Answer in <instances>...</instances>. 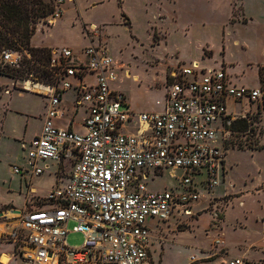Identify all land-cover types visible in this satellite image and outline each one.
<instances>
[{
    "label": "built area",
    "instance_id": "1",
    "mask_svg": "<svg viewBox=\"0 0 264 264\" xmlns=\"http://www.w3.org/2000/svg\"><path fill=\"white\" fill-rule=\"evenodd\" d=\"M52 1L54 18H61L72 0ZM22 61L19 51L1 56L2 66ZM50 68L56 83L36 85L48 99L42 131L29 144L26 165L14 171L29 182L48 161L72 162V171L46 196L30 191L29 203L42 206L12 210L0 240L15 245L21 264H153L149 222L176 218L184 225L198 215L201 191L210 194L225 173V150L214 142L221 134L224 145V134L244 118L236 108L263 102L262 89L237 86L225 69L181 65L170 73L163 109L139 113L112 88L117 65L107 49L91 42L79 52L55 48ZM71 90L77 94L73 110L86 108L83 133L54 123L67 117L63 97ZM165 170L172 176L183 171L182 190L149 188ZM71 233L83 236L80 248L68 245ZM229 264L249 263L233 258Z\"/></svg>",
    "mask_w": 264,
    "mask_h": 264
},
{
    "label": "rangeland",
    "instance_id": "2",
    "mask_svg": "<svg viewBox=\"0 0 264 264\" xmlns=\"http://www.w3.org/2000/svg\"><path fill=\"white\" fill-rule=\"evenodd\" d=\"M62 16L58 19L51 15L36 24L31 47L49 51L69 47L79 52L91 42L107 49L117 65L118 80L112 88L125 94L131 107L139 113L160 111L162 106L157 103L165 97L170 73L177 66L195 62L202 69H225L237 86L262 89V103L253 102L242 110L236 108L241 112L239 117L244 115V118L235 122L246 120L248 130L230 128L224 134V145L221 134L214 142L225 150V173L210 194L201 189V199L194 205L198 215L190 224L176 226V218L168 223L171 227L161 224L164 229L155 239L172 242L174 232H181L176 241L165 244L160 264H183L191 254L188 250L195 252L204 248L211 229H221L223 236L219 235L214 244L225 248L227 243L230 251L241 249L244 241L255 242L261 237L264 233V149H257L264 147V0H72L64 4ZM18 51L24 66L7 65L19 70L16 77L7 76L13 73L9 70L5 72L7 75H0V115L5 128L0 141V224L3 225L6 223L3 213L10 218L9 213L21 208L26 197L29 201L30 184L14 171L26 163L25 152L15 140L29 142L40 132L41 115L46 112L45 94L38 93L36 85L51 84L47 76V54L31 56L25 48ZM8 93L13 96L12 102ZM6 108L34 117L27 131L26 119L9 112L6 115ZM72 166V162L62 160L57 174L60 183L66 182ZM55 168L53 164L42 177L34 180L33 187L49 191L57 180L53 176ZM182 177V170H177L175 176L165 170L154 181L151 179L148 186L153 191L182 190ZM27 205V209L42 206L35 200ZM72 227L73 224L70 231ZM83 241V236L76 233L67 238L72 248H80ZM158 244L153 247L157 264ZM197 264L210 263L199 261Z\"/></svg>",
    "mask_w": 264,
    "mask_h": 264
},
{
    "label": "crops",
    "instance_id": "3",
    "mask_svg": "<svg viewBox=\"0 0 264 264\" xmlns=\"http://www.w3.org/2000/svg\"><path fill=\"white\" fill-rule=\"evenodd\" d=\"M68 2H71V1H68ZM63 11H64V7H63ZM63 15H64V12H63ZM32 45L35 46L36 44L32 43ZM35 47H38V45L35 46ZM88 80L93 82L94 78L90 77V78H88ZM135 80H137V77L135 78ZM8 94L10 95V93H8ZM12 100H13V96L10 97V102H12ZM44 100H45V107L44 108L46 109V112H45V114L41 115V118L43 120L42 127H43L45 116H46V113H47L48 99L46 98V96H44ZM76 100H77V94H76L75 91L71 90V91H68V92H66L64 94L63 105H64L65 109L68 110V115H67V117L65 119L55 120L54 123L58 127L70 128L73 131H76V132H79V133H83L85 131L84 127H83V122H84V119L86 117V108L85 107H79V108L76 109V111H74L73 110L74 109L73 106H74V103H75ZM163 103H164V99H163L162 102L159 101L157 103V105L158 106H162V109H163ZM9 108H11V107L9 106ZM9 108H6V115L9 112V113L15 114L16 116H19V118L26 119V122H27L26 131H27L28 130V126H29L28 123H30L31 118H34V117L31 114L27 113V112L20 111V110H13V109H9ZM132 109L134 111H136L134 108H132ZM136 112H138V111H136ZM151 112H157V111H151ZM0 113H1V108H0ZM0 117H1V115H0ZM71 120H73V122ZM42 127L40 129V132L35 134L33 136V138L38 136L41 133ZM4 131H5V128L3 127V119L1 117L0 141H1L2 137H3V135H4ZM31 140L29 142L27 140H25V139H22V140H19V141L17 139L15 140L16 142H20V146H21L22 150L25 152V162H26V152H27V150L29 148V144H30ZM0 144H1V142H0ZM53 164L56 165V168H55L54 174H53V176H55V178L57 179L56 183L54 184V186H56L58 184H61L60 181H59V178L57 177V174H58L59 168H60V164L50 161V162H46L44 165L41 164V166L43 168H45V171H49L50 168L53 166ZM24 165H26V163ZM44 174H45V172L39 177H42ZM21 177H22V181H24L25 183L28 182V184H32L31 188L29 186V190L28 191H31L34 195L46 196L54 188V186H53L49 191H39L38 188L33 187L34 180H36L39 177L34 178L32 180V182H29V178H28L27 174H25V175H23ZM39 192H41L43 194H41ZM27 193L29 195V192H27ZM11 203H7V204H11ZM27 203H29V201H28V199L26 197L25 198V202L22 205V207L21 208H15V210H17V211L26 210L27 207H28ZM12 205L15 206L14 202H13ZM15 207H17V206H15ZM1 215L2 214H0V216ZM3 215H5V218L8 216L6 213H3ZM262 222L264 223V220ZM149 224H150V227L152 228V233H153V238H154V240L152 242V245H151V248H150L151 260H152L153 264H157L155 259H154V256H153V247L155 246V244L157 242H159L158 246H159V256H160V258H159L158 264H160L162 262V260H163L162 256L164 254V246H165V244L170 243L171 241L170 242H168V241L166 242L165 241V243H162L160 241H156L157 239H155V235L158 232H160L161 230H163L164 228H161V226H160L161 224H160L159 225V227L161 228L160 229L158 227V224L155 221H150ZM168 225L169 226H167V228L171 227L170 224H168ZM174 225L178 226V224H174ZM204 227H206V225H204ZM4 231H5V224L3 225V223H1L0 224V237L3 234ZM184 232H186V231H184ZM179 234H181V232H178V233L174 232V234L172 236L173 238L171 240L176 241L178 239V237H179ZM219 235L223 236V233H222L221 229H211L207 233V238L208 239H207V243L205 244L204 248L203 249H196V251H197L196 254L197 255H201V257H199L196 254H194L196 251L192 252V251L188 250L189 253H191V254L187 255V259H186L187 261H185L183 264H197L199 261H201V262H209L210 264H226L225 263L226 259L228 260L227 264H229L230 260H232L233 258H242V259L246 260L249 264H264V233L255 242L244 241L243 244L240 245L241 249L231 250V251L229 250L230 247L228 246L227 243H225V248L224 247L222 248V246L217 247L214 244L216 238L219 237ZM178 244H184V243H178ZM181 246H183V248L186 250V247L184 245H181ZM230 254H231V256H230ZM192 258H196L198 261L196 263H193L192 262ZM198 258H200V259H198ZM0 264H21L20 258H19L18 254H17L16 247H15V245L13 243H7V242H4V241L0 240Z\"/></svg>",
    "mask_w": 264,
    "mask_h": 264
},
{
    "label": "trees",
    "instance_id": "4",
    "mask_svg": "<svg viewBox=\"0 0 264 264\" xmlns=\"http://www.w3.org/2000/svg\"><path fill=\"white\" fill-rule=\"evenodd\" d=\"M54 14L53 1L46 0H0V75H7L6 70L12 71L7 76L16 77L19 71L10 66H2L1 56L5 51H18L25 48L31 56L46 53L51 84L56 83V77L50 68L51 51L31 47V39L36 31V24ZM25 63V62H24ZM22 62L21 65L24 66ZM12 74V75H11ZM237 131L246 132L249 123L246 120L234 122L232 127ZM256 149V148H255ZM263 148L257 150H263Z\"/></svg>",
    "mask_w": 264,
    "mask_h": 264
},
{
    "label": "bare ground",
    "instance_id": "5",
    "mask_svg": "<svg viewBox=\"0 0 264 264\" xmlns=\"http://www.w3.org/2000/svg\"><path fill=\"white\" fill-rule=\"evenodd\" d=\"M58 19H59V18H58ZM58 19H57V20H58ZM93 28H95V27H93ZM195 64H200V63H198V62H195ZM128 76L130 77V74H128Z\"/></svg>",
    "mask_w": 264,
    "mask_h": 264
}]
</instances>
